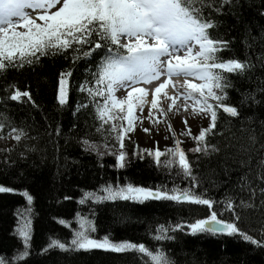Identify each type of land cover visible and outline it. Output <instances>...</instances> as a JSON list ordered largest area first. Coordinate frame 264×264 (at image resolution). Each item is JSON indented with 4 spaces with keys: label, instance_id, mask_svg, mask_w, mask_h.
I'll use <instances>...</instances> for the list:
<instances>
[{
    "label": "snow or ice",
    "instance_id": "1",
    "mask_svg": "<svg viewBox=\"0 0 264 264\" xmlns=\"http://www.w3.org/2000/svg\"><path fill=\"white\" fill-rule=\"evenodd\" d=\"M239 7V0H0V77L4 79L6 93L0 95V104L7 107L9 101H14L42 111L32 91H22L15 81H8L7 74L10 69L40 65L43 57H63L68 66L59 72L56 100L59 108L64 109L69 107L73 90L78 95L71 129L76 133V143L85 153L95 154L102 170L106 167L105 157L114 158V163L107 167L116 173L126 170L136 160L150 159L152 166L165 175L164 181L146 186L126 176L121 182L119 175L113 178L102 172L95 186L78 187V198L67 194L56 198L57 204L75 199L78 205L71 217H51L70 236L61 239L50 233L46 245L35 253L37 197L27 187L0 183V194L19 195L25 201L13 212L15 224L11 234L19 240L20 247L14 248L10 255L0 254V264H28L33 254L44 256L52 250L135 253L141 264H176L165 245L177 243L182 236H227L264 250V119H259L258 114H247V111L264 110V43H261L264 27L259 37H253L251 26H245V50L238 54L233 48L236 37L219 29L223 23L220 17H239L234 11ZM28 9L40 11L34 18ZM81 62L86 65L83 78L74 81L73 74ZM179 76L188 79L183 83L174 81L173 77ZM153 81L157 86L147 119L154 124L160 117L153 110L158 109L161 93L169 85L173 88L168 97L169 110L191 108L208 120V126L200 128L198 134H193L190 127L181 133L194 142L188 151L181 146L182 141L173 129L174 146L164 150L158 146L141 149L137 144L131 155L128 152L125 141L131 140L129 134L135 130V121L143 120L135 115V110L143 112L149 103L146 100L149 87L138 85L151 86ZM244 84L249 87L242 90L238 85ZM122 90L124 96H117ZM233 90L239 99L232 98ZM125 111L126 116L121 114ZM158 111L167 116L163 108ZM82 114L90 117L83 121V128L80 127ZM222 114L229 118L226 123L238 120L246 125L241 131L247 133V138L233 156L226 158L224 194L218 197L213 191H219L220 184L212 181L214 188L206 187L196 167L203 157L222 151L219 143L211 142L216 136L224 135L219 123ZM0 118V133L6 131L16 141L12 148L2 150L4 158L0 164L5 167L0 171L7 173L26 162L28 154L40 150L31 143L40 137L31 136L30 126H17L2 112ZM44 119L59 175V138L63 125L57 122L53 128L47 115ZM165 122L171 129L170 122ZM184 123L187 124V117ZM227 139L232 147L233 141L241 138L233 134ZM44 159L42 156L41 160ZM227 159L235 161L236 167L228 168ZM33 166H36L34 162ZM19 177H24L23 169ZM152 201L187 206L189 214L154 227L149 224L146 234L152 244L130 238L116 239L107 229L99 235V208L122 203L144 205ZM130 220L123 213L116 218L114 212V223L123 225Z\"/></svg>",
    "mask_w": 264,
    "mask_h": 264
},
{
    "label": "trees",
    "instance_id": "2",
    "mask_svg": "<svg viewBox=\"0 0 264 264\" xmlns=\"http://www.w3.org/2000/svg\"><path fill=\"white\" fill-rule=\"evenodd\" d=\"M252 4L248 0H239L240 7L234 9L238 12L239 17L236 15L222 16L220 19L223 21L219 31L221 33L230 32L231 36H235L233 48L238 54H242L245 50L243 40L245 39L244 33L246 32V25L251 26V32L253 37H259L260 29L264 27V18L259 14L258 10L264 9V0L256 2L252 0ZM243 23H240V20ZM249 42L252 43V38L249 37ZM264 43V41H261ZM68 66V61H65L63 57H43L41 64L35 67L25 66L21 70L10 69L7 77L8 81H15L21 90H31L33 98L36 103L41 106L42 111L35 110L31 105L17 103L9 101L7 107L0 104V112L10 118L17 126H30V135L33 137L39 136L38 141H31L39 151L28 154V160L21 162L17 168L9 170L7 173L0 171V183L10 185L17 188L27 187L37 197L35 207L39 213L35 221V235L33 238V252H38L41 247L48 242L49 234L58 236L61 239H66L70 236V233L66 228L60 227L53 222L51 217L64 216L71 217L75 211L78 210L76 200L65 201L62 204L55 202L56 198L62 197L67 194L78 198L80 192L79 188L93 187L101 178L103 172L107 176L115 177L120 176L123 178L129 177L131 180H136L137 183L156 184L160 180H165V175L160 171H156L146 161L136 160L126 170H122L116 173L112 168L107 167L113 164L112 159L109 157L104 158V164L106 167L100 169L95 156L85 153L84 150L76 143L74 137L76 133L71 131L72 124L74 122L73 109L78 95L73 90L70 96L69 107L60 109L56 100V88L58 84L59 72ZM86 65L81 62L80 66L73 74V80L77 81L83 78V69ZM235 79V77H233ZM4 79L0 77V95H6L3 90ZM243 89L249 87L248 84L238 85ZM230 95L234 100L239 99L238 93L233 90ZM247 111V110H246ZM248 115L258 114L259 119H264V110L247 111ZM48 116V123L52 124L55 128L56 123L59 122L63 125V134L59 138L60 159L59 167L61 173L57 175V162H55V149L52 144V140L46 135L47 123L44 116ZM2 119V118H0ZM80 127L83 128V121L90 117L81 115ZM229 120L226 114H222L220 118V125L223 136H216L212 139V143H219L222 151L219 154H213L209 157H203L198 166L196 167L197 173L203 178L205 186L213 189L212 181L220 184L219 191H213L214 195L222 196L224 194L225 180V164L226 158L233 156L239 148L240 143H243L247 138V133L242 132L241 129L246 125L241 124L238 120H233L231 123H226ZM256 127V125H253ZM259 131V129H258ZM4 133H0V136H4ZM235 134L236 137H240L239 141H233V146H228V139ZM52 139H55L53 137ZM264 141V138H262ZM11 146L6 147L12 148ZM3 149L0 148V152ZM16 155V153H13ZM45 159L42 161L41 157ZM4 157L0 158L3 159ZM193 158V157H192ZM33 162L36 166H33ZM66 165V167H65ZM5 166L0 164V169ZM227 167L235 168L236 162L227 159ZM23 169L24 177H19L20 170ZM161 175L164 177L161 179ZM235 175V174H233ZM160 178V179H159ZM179 182V181H177ZM25 201L19 195L12 194H0V254H12L14 248L20 247L19 240L13 236L12 229L15 224V217L13 215L14 209L18 205L24 204ZM114 209V211H113ZM193 210H199L193 208ZM114 212L116 218H119L123 213L125 216L131 218L130 222L119 225L114 223ZM97 223L100 226L99 235L104 234V230H110L116 239L131 238L133 240H141L149 243L146 238V231L149 224L153 227L157 223H163L175 217H186L189 214L187 206L174 205L169 202L157 203L149 202L144 205L122 203L116 206L105 205L98 209ZM169 213L170 215H168ZM255 215V213H252ZM143 220V223L137 222ZM133 233V234H132ZM132 234V235H130ZM182 238H184L182 236ZM203 238V239H201ZM190 241L199 240L200 244H204L207 247H213L219 261H212L211 256H204V253L198 252L197 249L189 247L190 252L195 251L196 254H192L191 260H196L197 264H254L252 261L257 260L258 264H264V250L255 249L251 245H246L240 249L233 251V257L237 258L233 262H228L230 258V252L227 245L231 244L236 246L239 244V239L231 237H190L185 238ZM180 241V240H179ZM200 241H203L202 243ZM188 242L167 243L170 253L174 255L179 264L185 262L186 254L183 252V247ZM151 244V243H149ZM170 244H175V249L170 247ZM241 244V243H240ZM245 245V244H244ZM135 254H116L113 252H106L103 250H93L90 252H68V254L62 253V251L53 250L48 255L37 256L33 254L32 258L28 261V264H141L136 259ZM190 260V258H189ZM138 261V262H137ZM137 262V263H136Z\"/></svg>",
    "mask_w": 264,
    "mask_h": 264
},
{
    "label": "rangeland",
    "instance_id": "3",
    "mask_svg": "<svg viewBox=\"0 0 264 264\" xmlns=\"http://www.w3.org/2000/svg\"><path fill=\"white\" fill-rule=\"evenodd\" d=\"M20 30H23L22 27ZM167 102V99L160 98L158 105V109L163 108L167 112L166 117L164 112H159L158 109L153 110V112L157 113V115L160 117L158 123L156 124L147 119L150 107L145 108L143 112H141L139 109L135 110V115L143 117V120H136L135 130L129 134L131 136V140H129V146L127 150L130 155L135 151V146L137 144H139L141 149H154L158 146L162 150L164 146H174L175 137L172 136L173 129L182 141L181 146H190L191 148L194 147V142L191 140V138L181 135V133L190 127L193 134H197L200 128L208 124V120L201 118L191 108L189 109L190 111L181 109L179 112H177L175 108L169 110L170 104ZM121 114L126 116V111ZM185 117H187V124L184 123ZM153 119H155V116ZM165 121L170 122L171 129H169L168 124ZM124 124L127 125V119L124 120ZM144 129H149L150 131L145 132ZM14 141L15 140L9 137L7 134L0 136V148L4 150L6 147L11 146L10 144L14 143ZM2 157L3 152H0V158Z\"/></svg>",
    "mask_w": 264,
    "mask_h": 264
},
{
    "label": "bare ground",
    "instance_id": "4",
    "mask_svg": "<svg viewBox=\"0 0 264 264\" xmlns=\"http://www.w3.org/2000/svg\"><path fill=\"white\" fill-rule=\"evenodd\" d=\"M256 2H259L260 0H255ZM248 2L249 3H251L252 2V4L254 3L252 0H248ZM258 12H259V14L264 18V15H262V13H264V9L262 8L261 10H258ZM234 45V44H233ZM164 78L162 77L161 78V81L163 80ZM173 79H174V81H178V82H180V83H183V81L184 80H186V79H188V78H186V77H182V76H179V77H173ZM196 82H200V81H196ZM155 86H157V84H156V82L155 81H153L152 82V85L151 86H149V85H147V84H141V85H138V87H149V89H150V91H149V94H148V96L146 97V100L147 101H149V103L148 104H146V106H145V108H147V107H150V101H151V99H153L154 98V87ZM129 91H130V89H129ZM173 92V88H172V86L171 85H169L167 88H165L164 89V91L161 93V99L163 98V99H167V103L168 104H170V100H169V96L171 95V93ZM124 91L122 90V91H120V92H117V96H124ZM167 94V95H166ZM179 103H180V101L178 100L177 101V104L179 105ZM144 108V109H145ZM190 109V108H189ZM183 111V110H182ZM188 111H190V110H188ZM126 126V125H125ZM208 126V124H206L204 127H207ZM198 134V133H197ZM125 143H126V147H127V149H128V146H129V140H126L125 141ZM166 147H172L171 145H168V146H164V148H162V150H164ZM184 149H185V151H188L191 147L190 146H182ZM90 155H93V156H95V154L94 153H92V154H90ZM96 157V156H95ZM110 159H112V161H113V163H114V158H112V157H109ZM192 157L190 156V159H191ZM97 159V158H96ZM163 159V158H162ZM144 161H146V162H148V163H151V160L150 159H146V160H144ZM151 165H152V163H151ZM154 169H156L154 166H152ZM156 171H157V169H156ZM159 172V171H158ZM161 173V172H160ZM163 173V172H162ZM164 177V175H161V179ZM159 178V179H160ZM132 181H134V180H132ZM136 181V180H135ZM134 181V182H135ZM162 181H164L163 179L162 180H160L158 183H160V182H162ZM121 182H123V180H121ZM158 183H156V184H158ZM146 186L147 185H149V184H145ZM169 186H171V184L169 183ZM24 200V199H23ZM152 202H157V203H164V202H158V201H152ZM170 203V202H169ZM171 204H173V203H171ZM140 205V204H139ZM174 205H176V204H174ZM168 215H170L169 213H167ZM178 218H180V217H177V219ZM174 220H176V218L175 217H173L172 216V218H170V220H168V221H174ZM166 222V221H165ZM133 234V233H132ZM132 234H130V235H132ZM146 236V238H148V241H149V243H153L151 240H150V238H149V236L146 234L145 235ZM184 238H182V237H180L179 239H178V242L180 243V242H188V243H186L185 244V246L182 248L183 249V252H185V254H186V257H185V262L183 263L182 262V264H197V262H196V260H191V257H192V255H191V253L192 254H196L195 253V251L193 252V251H191L190 252V250H189V247L191 246V247H193L194 246V249L196 248L197 249V251L198 252H201V253H204L205 255L204 256H211V260L212 261H219L220 260V257H218L219 255H218V253H216V251L214 250V248L213 247H207V246H205L204 244H200L199 243V240H201V239H203V238H201V239H197V240H192V241H190V240H188V239H185V238H190V237H192V236H183ZM221 237H226V236H221ZM221 237H218V238H221ZM125 238H128V237H125ZM131 239V238H130ZM180 240V241H179ZM139 241H141V240H139ZM201 243L203 242V241H200ZM239 242V244H237L236 246H233V245H231V244H229V245H227L225 248H228V251L230 252V258L231 259H229V261L228 262H233V260H236L237 258H235V257H233V254H231V253H233V251L235 250V249H240L241 247H243V246H246V245H248V244H246V243H244L243 241H241V240H239L238 241ZM241 243V244H240ZM177 244V243H176ZM245 244V245H244ZM168 246V245H167ZM166 246V248L168 249V247ZM170 247L172 248V249H175L174 247H175V244H170ZM169 250V249H168ZM53 251V250H52ZM59 251V250H58ZM169 252H170V250H169ZM62 253H65V254H68V252H62ZM133 254H135V253H133ZM136 255V254H135ZM209 256V257H210ZM189 258H190V260H189ZM136 259L137 260H139L138 259V257L136 256ZM233 259V260H232ZM176 260V259H175ZM138 262V261H137ZM136 262V263H137ZM139 262H140V260H139ZM254 264H258V261L257 260H255V261H252ZM141 263V262H140ZM125 264V263H124ZM176 264H179L178 262H177V260H176Z\"/></svg>",
    "mask_w": 264,
    "mask_h": 264
}]
</instances>
